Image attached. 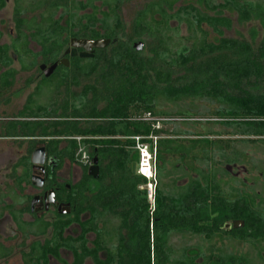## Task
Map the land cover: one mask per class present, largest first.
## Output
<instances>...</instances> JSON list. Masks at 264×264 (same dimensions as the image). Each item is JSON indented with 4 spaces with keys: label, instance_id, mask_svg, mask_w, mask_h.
<instances>
[{
    "label": "trees",
    "instance_id": "trees-1",
    "mask_svg": "<svg viewBox=\"0 0 264 264\" xmlns=\"http://www.w3.org/2000/svg\"><path fill=\"white\" fill-rule=\"evenodd\" d=\"M226 1L234 4L240 25L254 17H264V10L260 12L257 4ZM192 11L195 21L187 19L191 35L183 38V42L174 43L151 32L144 24H134L136 37L145 34L152 37L148 54L142 55L132 48L131 41L119 40L103 65L99 58L83 62L84 66L74 63L75 76L72 77L71 69H65L57 77L59 83L73 80L70 84L77 88L83 80L93 76H96V82L83 86L79 96H75L72 86H68L65 98H69V102L66 99L59 101L63 94L55 86L59 96L56 103L53 102L50 109L44 107L42 110V117L52 118L50 121L25 124L20 133L16 126L11 129V136L38 135L46 140L56 139L47 141L50 151L59 158L70 157L83 169L81 181L70 194L71 214L58 217L53 224L43 225L41 234L44 236L48 228H52V235L45 238L43 244H27L30 235L41 234L27 230L21 223V216L10 209L22 234V244L18 247L28 250H21L22 264H50L51 259L60 264H85L88 259L93 264H253L251 258L227 254L223 249L213 261L214 248H210L209 254L203 255V261L199 263L197 257L187 255L189 247H174L170 239L174 235L185 237L188 234L213 238L222 232L225 224L243 221V229L227 235L241 243L250 241L256 248L264 243V200L257 204L258 197H243L238 189H234L233 194H224L215 174L200 172L204 186L194 181L193 190L187 197L189 200L184 197L183 200L170 199L157 191L152 208L147 194L149 182L138 174L139 154L133 137L151 145L152 141L147 139L150 136L188 134L198 137L197 133L182 131L184 127L195 125L189 120L193 118L190 112L174 114L157 110L161 97L174 104L182 95L215 102L220 106L214 114L217 121L212 124L227 130L217 135L248 139L209 141L205 138L192 141L193 146L186 148L175 140L160 138L156 162L164 159L163 152L172 155L183 152L187 158L194 155V159L203 161L207 167L208 161L215 159L221 167L245 164L247 146L264 145V45L261 54L256 55L252 45L245 41L222 38L217 43L209 42L201 24L208 22L211 25V20L197 17L196 10ZM219 25L230 27L227 21ZM46 36L43 32V46L61 51L63 42L57 39L51 45L53 39ZM183 80L189 83L177 87L176 83ZM49 110L53 113L49 114ZM146 113L168 118L179 116L183 121L169 124L173 135H168L170 129L155 130L149 123L133 120ZM205 135L216 133L207 130ZM76 138H81L80 144L92 160L98 158L99 179L89 177V167L77 162L79 143ZM63 142L67 149L60 150ZM198 145L203 146L202 158L193 154ZM219 174L225 176L222 168ZM217 188L219 192L215 193ZM85 213L90 219L82 218ZM74 224L79 227L80 234L66 236V229ZM91 234L95 237L92 241L88 237ZM62 250L71 254V262L62 258ZM14 253V246L7 248L0 244V261L9 259Z\"/></svg>",
    "mask_w": 264,
    "mask_h": 264
},
{
    "label": "flooded vegetation",
    "instance_id": "flooded-vegetation-1",
    "mask_svg": "<svg viewBox=\"0 0 264 264\" xmlns=\"http://www.w3.org/2000/svg\"><path fill=\"white\" fill-rule=\"evenodd\" d=\"M237 1L242 2V0ZM228 2L226 0H0V241H2L0 244L7 248L14 246L13 255L18 252L21 256L23 249L28 251L26 248L18 247L22 244V234L18 230L10 209L21 216V223L27 227V230L37 234H41L45 223L53 224L58 217L69 216L72 212L70 194L73 187L81 181L83 169L76 165L70 157L59 158L50 151L47 141L56 140L54 138L46 140L38 135L22 134L11 136V129L14 126L20 133L21 127L25 124L52 119L42 117V110L44 107L50 109L51 104L56 103L59 96L56 94L55 86H58L63 94L59 101L66 99L69 102V98H65L68 86H72V93L79 96L83 86L96 82V76H93L88 80H83L81 86L74 88L70 84L73 80L59 83L57 77L65 69H71V75L74 77L77 71L74 63L84 66L83 62L99 58L100 64L103 65L106 56L119 40L131 41L132 48L142 55L148 54V44L152 42V37L150 34L136 37L133 31L134 24H144L150 28L151 32L163 35L154 26L159 25L160 28H165L175 34V42H183V19L195 21L193 9L196 10L197 17L211 20V25L208 22H202L201 29L209 42L217 43L222 38H227L226 32L233 28L234 23L244 26L253 20L240 25L238 14L233 8L234 4ZM208 4H211L210 8ZM126 6L134 9V15L130 20L125 19L124 8ZM222 21H227L230 27L220 26L219 23ZM43 32L47 35V39H50L48 36L53 39L51 45L57 39L63 42L64 46L61 51L43 46ZM211 38L215 40L211 41ZM100 40H109V46L106 48L91 47L88 51L83 47H74L75 44L81 42ZM72 51L75 52L74 56ZM83 53L90 56L81 58L80 55ZM55 55L57 57H54ZM64 63H67V66ZM54 65H56L54 72L46 77V71ZM20 78L23 80L21 88L17 90ZM43 88L50 90L49 97L43 96ZM28 90H30L29 93ZM23 93L27 94L21 96L20 94ZM17 104L20 105L19 108L11 113V108ZM51 113L53 112L49 110V114ZM163 139L175 140L180 146L186 148L193 146L192 142L186 143L174 136H166ZM42 147L45 148V155L43 164L38 167L32 163L33 153ZM59 149H67L66 142H63ZM202 149L203 146L198 145L193 154L202 158ZM185 157L183 152L174 155L163 152L164 159L156 162L154 180H152L155 184V196L157 191H160L164 197L182 198V200L184 197L187 201L188 194L193 190L194 181H199L204 186V178L200 172L201 174L206 172L216 175V182L221 186L224 194H233V190L238 189L243 197L253 195L258 197L256 198L257 204L264 200L263 182L256 184L259 188L257 191L254 184L239 179V168L244 164L221 167L219 160L215 159L213 162L208 161L207 167L203 161L194 159V155L189 158ZM220 167L225 176L234 177L227 180L225 176H221ZM261 175L264 176L263 171L260 172ZM34 178L42 180V187L34 186V182H37ZM235 184H239V187ZM247 184L249 186H246ZM218 192L217 188L215 193ZM82 218L88 220L90 215L85 213ZM234 222L225 224L221 228L222 232L216 233L213 238L198 234H188L185 237L174 235L170 239V244L173 245L174 237H181L182 240L177 242L175 247H189L187 255L197 257L199 263L203 261V255L209 254L210 248L215 250L213 261L218 259L222 249L227 254L237 255L228 252L226 246L217 247L215 245V242L223 243L224 241L230 244H241L227 235L244 228L231 229L229 226ZM72 226L66 229V236H70L67 234ZM51 235L52 228H48L45 236L43 234L30 235L27 244L32 242L43 244L45 238H50ZM13 238L20 243L9 244L8 242ZM203 242L207 244L205 252L199 253L201 251L198 250V252L195 247L190 249L189 243H195L198 248H201ZM195 250L197 251L195 255L190 254ZM63 252L66 251L62 250L61 256ZM244 256L251 258L248 254Z\"/></svg>",
    "mask_w": 264,
    "mask_h": 264
},
{
    "label": "rangeland",
    "instance_id": "rangeland-1",
    "mask_svg": "<svg viewBox=\"0 0 264 264\" xmlns=\"http://www.w3.org/2000/svg\"><path fill=\"white\" fill-rule=\"evenodd\" d=\"M257 1V4H259V11L263 13L264 10V0H255ZM142 3V2H141ZM140 3V4H141ZM125 19L130 20L134 15V9L132 7H125ZM152 23V22H151ZM153 24V23H152ZM157 31H160L164 37L169 38L170 40L174 41L176 40V36L174 33L168 31L167 29L160 28L159 25H154ZM174 27V26H173ZM190 24L187 20L183 19V38H188L191 33L189 34ZM207 30V28L205 29ZM227 38L237 39L241 41H245L252 45L254 52L256 55L261 54L262 48L264 45V17H254L251 23L246 24L244 26H238L236 23H234L233 28L226 32ZM207 39V38H206ZM211 41H214L215 39L211 38ZM145 42V41H144ZM140 44V43H139ZM23 78H20L19 86L16 87L17 90L21 88ZM189 83L187 80L179 81L176 83L177 87H182ZM31 90V89H30ZM28 90V93L29 91ZM48 90V91H47ZM80 91V90H79ZM79 91H76L79 93ZM27 93L20 94L21 96L26 95ZM50 90L43 88V96L49 97ZM189 98V99H187ZM18 101V100H17ZM45 101V100H44ZM15 106V105H14ZM11 108V113L15 112L17 108H19V104H17L15 107ZM219 104L211 101L201 100L198 97H180L179 100H176V103H168L165 102L164 98L161 97L158 100L157 110L159 111H167L171 113H177V112H190L192 114V119H189L190 121L194 122L195 125L191 128H182V131H185L186 133L195 134L200 138H196L194 135H175L174 137L180 138L186 143H191L192 141H195L196 139H208L209 141H225L227 139L234 140L237 139V141H240V139H248L247 137H228L226 135H217V133H222L227 131L222 126H214L212 123L216 122V117L214 116L215 112L219 108ZM172 118L177 119L179 116H172ZM166 129H170L171 132H169L168 135H171L173 133V130H171L170 125L164 126ZM207 130L214 131L216 135L214 136H206ZM173 135V134H172ZM166 137V136H165ZM172 137V136H171ZM250 139H256V138H250ZM244 149V148H243ZM246 163L242 166H240V177L239 179L247 180L249 184H254V188L258 191L259 188L256 186V184H261L263 182L262 188L264 189V176H260V172H264V145L257 143V144H249L246 149ZM175 160V159H174ZM159 165V164H158ZM256 167V169H254ZM262 167L260 170L259 168ZM230 177L234 176H225L227 180H230ZM247 184L246 186H249ZM236 187H239V184H235ZM246 188V187H245ZM92 193H89L91 195ZM10 233V232H8ZM12 234V233H11ZM80 234L79 227L77 225L72 226L67 235L77 237ZM94 239V236L90 235L89 240L92 241ZM182 240L181 237H174L172 239L173 246L175 247L176 243ZM2 242V241H0ZM11 245H15L20 243L19 241H16V238L11 239L10 242H8ZM191 245L190 249L192 247H195L198 250L202 252L206 251L207 244L203 242L201 248H198L195 243H189ZM193 245V246H192ZM215 245L217 247H223L226 246L228 252L235 253L237 255L244 256L248 254L253 264H264V243L261 244L258 247H253V243H228L227 241L221 242H215ZM204 249V250H203ZM197 251H192L190 254L195 255ZM62 258L67 261L71 262L72 257L69 252H63ZM0 264H22V258L20 256V253H16L11 258L1 261ZM50 264H60L59 262L55 260H51ZM85 264H93V262L88 259Z\"/></svg>",
    "mask_w": 264,
    "mask_h": 264
},
{
    "label": "built area",
    "instance_id": "built-area-1",
    "mask_svg": "<svg viewBox=\"0 0 264 264\" xmlns=\"http://www.w3.org/2000/svg\"><path fill=\"white\" fill-rule=\"evenodd\" d=\"M137 122L149 123L151 127L155 130L162 129L165 125H169L174 122L183 121L182 119H174L168 117H160L153 115L152 113H146L142 116L135 117L133 119ZM163 139L162 137L150 136L147 139L152 141L151 144H143L140 142L139 137H133L135 140V150L139 154V163H138V174L145 177L148 180L147 185V194L150 206L153 208L155 203V184L152 182L154 180V172L156 166V154H157V141L158 139ZM79 143L78 153L76 155L77 162L83 166L90 167L92 165L91 156L86 151L85 147L80 144L81 138H76Z\"/></svg>",
    "mask_w": 264,
    "mask_h": 264
},
{
    "label": "water",
    "instance_id": "water-1",
    "mask_svg": "<svg viewBox=\"0 0 264 264\" xmlns=\"http://www.w3.org/2000/svg\"><path fill=\"white\" fill-rule=\"evenodd\" d=\"M110 44L109 40H100L98 42H81L78 44H75L74 47H83L86 51L90 50L91 47L94 48H106L108 47ZM72 55H75V52L72 51ZM90 55H88L87 53H83L80 55L81 58H86L89 57ZM62 63V62H61ZM67 66V63H64ZM56 68V65H54L53 67L49 68L46 73L45 76L48 77L50 76L54 70ZM45 155V148L42 147L40 149H37L34 153H33V159H32V163L35 166H40L41 164H43V158ZM42 168V167H40ZM87 175L95 180L99 179L100 176V169H99V161L98 158H93L92 161V165L89 167L88 171H87ZM35 179V178H34ZM37 180V182H34V186L36 187H42V180L40 178L35 179ZM70 213V211L68 212ZM231 229H239L244 227V222L243 221H235L231 226H229Z\"/></svg>",
    "mask_w": 264,
    "mask_h": 264
},
{
    "label": "crops",
    "instance_id": "crops-1",
    "mask_svg": "<svg viewBox=\"0 0 264 264\" xmlns=\"http://www.w3.org/2000/svg\"><path fill=\"white\" fill-rule=\"evenodd\" d=\"M242 3H246V4H248V5H256L257 4V1L255 2V0H242ZM257 6H258V9H260V7H259V4H257ZM261 12V11H260ZM77 165V164H76ZM77 167V166H76Z\"/></svg>",
    "mask_w": 264,
    "mask_h": 264
}]
</instances>
